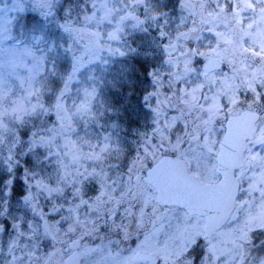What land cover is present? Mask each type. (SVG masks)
Returning <instances> with one entry per match:
<instances>
[{"label": "clouds", "instance_id": "1", "mask_svg": "<svg viewBox=\"0 0 264 264\" xmlns=\"http://www.w3.org/2000/svg\"><path fill=\"white\" fill-rule=\"evenodd\" d=\"M0 264H264V0H0Z\"/></svg>", "mask_w": 264, "mask_h": 264}]
</instances>
